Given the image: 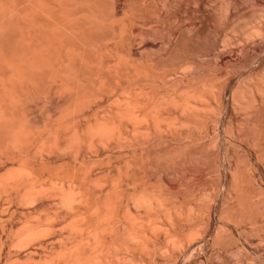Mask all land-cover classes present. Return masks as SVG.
Masks as SVG:
<instances>
[{"label":"bare ground","instance_id":"1","mask_svg":"<svg viewBox=\"0 0 264 264\" xmlns=\"http://www.w3.org/2000/svg\"><path fill=\"white\" fill-rule=\"evenodd\" d=\"M124 2L0 0V229L27 247L0 233V264H189L261 230L264 0Z\"/></svg>","mask_w":264,"mask_h":264},{"label":"rangeland","instance_id":"2","mask_svg":"<svg viewBox=\"0 0 264 264\" xmlns=\"http://www.w3.org/2000/svg\"><path fill=\"white\" fill-rule=\"evenodd\" d=\"M118 2H119V4L121 3L122 4V6L121 7H123L124 6V1L125 0H121V1H119V0H117ZM120 4V5H121ZM176 12H178V10L176 11ZM176 12H170L168 15V18H170V19H172V18H174L175 17V13ZM162 14H164V13H162ZM178 14V13H177ZM160 15V14H159ZM172 15H174V16H172ZM164 16V15H163ZM172 16V17H171ZM177 16V15H176ZM160 17H162V15H160ZM192 21V20H191ZM190 21H188V23H189ZM193 22V21H192ZM195 22V21H194ZM153 23H149V25L147 24V26H145V27H151V25H152ZM137 27V26H136ZM135 27V28H136ZM228 70V71H231L230 69H232V68H230V69H228V68H224V70ZM173 72H172V78L174 79V77H177V76H180V69H176V70H172ZM177 71V72H176ZM233 71V70H232ZM170 77V78H171ZM114 94V93H113ZM106 98V97H105ZM105 98H104V100H105ZM103 100V99H102ZM34 103H36V101L34 100L33 101ZM38 102V101H37ZM54 104H56V102H55V100H54V102H53ZM39 103H37V105H38ZM53 104V105H54ZM40 106V105H39ZM38 106V107H39ZM8 160H10L9 158H8ZM4 161V160H3ZM6 161V160H5ZM4 161V162H5ZM2 164H4V163H2ZM96 168V167H95ZM39 202V203H38ZM42 204V202H40V201H37V202H34V203H30V206H26V205H28V203H24V204H20L19 205V203H17V205H15L16 207H12L13 209H8V211H12L13 213L17 210V212H15V214L13 215V213L11 214V216H12V218H11V216L9 215V213L10 212H8L7 210V213H6V211H5V213L6 214H4V217L3 218H5L4 220H6V217H7V220L9 221L10 219H9V216H10V218L13 220V218H14V220L12 221V220H10L9 222L11 223L12 222V224H13V226H14V223H15V228L20 224L18 221H20L21 220V222H22V218L21 217H23L24 218V216H23V214H27L25 211H27V210H29V211H32V210H34V209H36L37 210V213L36 214H38V212H40L38 215H42V214H44L45 212H47V213H49L48 211H50L51 213H52V211L51 210H55V209H53V208H51L50 210H48V211H46V207H45V205L46 204H44V205H41ZM18 205L21 207H18ZM23 205H25V207L23 206ZM38 205V206H37ZM14 206V205H13ZM23 207H24V209H23ZM26 207H28V208H26ZM36 207V208H35ZM45 207V208H44ZM17 208H20L19 210L17 209ZM34 208V209H33ZM43 208V209H42ZM48 208V207H47ZM50 208V207H49ZM15 209V210H14ZM32 209V210H31ZM14 210V211H13ZM39 210V211H38ZM18 211H20V212H18ZM22 212V213H21ZM28 212V211H27ZM20 213V214H19ZM47 213H45V214H47ZM17 214H19V215H17ZM32 214H33V212H32ZM35 214V213H34ZM33 214V215H34ZM44 214V216L42 215V216H39V217H41L40 219L41 220H43V218H45V215ZM15 215H17V217L15 216ZM36 216V217H35ZM34 217L35 218H38L37 217V215H34ZM261 218H263L264 216H260ZM260 217H258V218H260ZM258 219V220H262L261 222H258L259 223V225L260 224H262V225H260V228L259 229H261V230H257V229H251V230H249V228H247V229H244L243 231H241V233L242 232H245V233H242V235L240 234V232H239V234H240V237L239 236H237L236 234H233V232H229V233H227V234H225V236H224V238H223V240H227V242L226 241H224V243H226V244H224L223 242V244H222V247L220 246L219 247V245H217L218 247H216L215 246V249L214 250H212L213 248H205V251L203 250V249H201L200 250V252H199V254H197V257H196V259L194 260V261H192V262H190L189 264H199L200 263V261H202L203 262V264H219V263H223L224 261H226V262H224L225 264H227V262H228V264H237V263H241L242 262V264H264V218L263 219ZM39 219V220H40ZM6 220V221H7ZM35 220H37V219H35ZM38 220V221H39ZM45 220V219H44ZM43 220V221H44ZM257 220V221H258ZM5 221V222H6ZM7 221V223H9ZM16 221V222H15ZM17 225V226H16ZM1 227V226H0ZM13 227V228H14ZM262 227V228H261ZM14 228V229H15ZM1 230V234L3 235H1L2 237H3V240H6V238L7 237H9V236H7V232H3L2 231V228L0 229ZM246 230H248V231H246ZM255 230H256V232H255ZM261 232V233H260ZM6 234V236H4ZM232 234V235H231ZM232 236L231 237V239H230V237L229 236ZM233 236H235V240L233 239L234 237ZM228 237V238H227ZM241 237H242V240H241ZM225 238H227V239H225ZM9 239L7 238V240H6V242H8V243H10L9 245H8V243H6L5 245H7V247L5 246V248H8V251L11 249H13L11 252L13 253H18V254H20V258H19V260H21V259H24L23 257H24V254L26 253L25 251H24V249L25 250H27V247H25V248H23L22 246H20V248L18 249V246H17V250H16V246L15 247H13L12 246V244H11V242H9L8 241ZM229 241V242H228ZM229 245H228V244ZM236 244V245H235ZM11 245V246H10ZM226 245H227V247H226ZM21 247L23 248V250L21 249ZM228 248L227 250L225 249V248ZM10 248V249H9ZM216 249H217V251H216ZM16 250V251H15ZM19 250V251H18ZM20 250H22L21 252H20ZM209 250V251H208ZM212 250V251H211ZM223 250V251H222ZM224 250H226V251H224ZM234 252H233V251ZM215 251V253H213ZM220 251H222V252H220ZM24 252V253H23ZM204 252V253H203ZM219 252V253H218ZM228 252H229V254L230 255H228ZM231 252V253H230ZM233 252V253H232ZM239 252V253H238ZM13 253V254H14ZM201 253V254H200ZM212 253V254H211ZM227 253V254H226ZM23 256H22V255ZM211 254V255H210ZM221 254V255H220ZM232 254H234V256H238V257H240V259L242 258V259H244L245 261L243 262V260L241 261V262H239L238 261V258L236 257V258H234V256L232 255ZM236 254V255H235ZM240 254V255H239ZM211 257H210V256ZM220 256V258L218 257V256ZM232 255V256H231ZM201 256V257H200ZM207 256H209L208 257V259H207ZM215 256V257H214ZM217 256V257H216ZM213 257V258H212ZM231 257V258H230ZM232 258H234V259H236V261H238L237 263L236 262H233V261H230ZM209 259H210V261H209ZM213 259V260H212ZM217 259V260H216ZM220 259V261H221V259H222V261L220 262V261H218ZM230 259V260H229ZM239 259V260H240ZM197 260V261H196ZM208 260V261H207ZM247 260H249L250 261V263L247 261ZM256 260V261H255ZM211 262V263H210ZM247 262V263H246ZM178 264H180L179 262H178ZM201 264V263H200Z\"/></svg>","mask_w":264,"mask_h":264}]
</instances>
